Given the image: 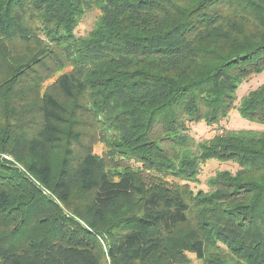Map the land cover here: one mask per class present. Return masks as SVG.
Returning a JSON list of instances; mask_svg holds the SVG:
<instances>
[{
  "label": "trees",
  "instance_id": "obj_1",
  "mask_svg": "<svg viewBox=\"0 0 264 264\" xmlns=\"http://www.w3.org/2000/svg\"><path fill=\"white\" fill-rule=\"evenodd\" d=\"M263 71L264 0H0V264H264V128L187 126Z\"/></svg>",
  "mask_w": 264,
  "mask_h": 264
},
{
  "label": "rangeland",
  "instance_id": "obj_2",
  "mask_svg": "<svg viewBox=\"0 0 264 264\" xmlns=\"http://www.w3.org/2000/svg\"><path fill=\"white\" fill-rule=\"evenodd\" d=\"M99 17V10L95 7L87 10L81 17L76 29L75 34L77 36H82L90 31L95 22ZM264 83V71L259 75H253L245 79L238 87L236 91V100L238 101L242 96L247 94L250 90L255 89L260 84ZM236 101V104H237ZM188 133L193 138L194 144L192 146L195 149L198 143L208 140L214 134L219 133L224 129H254L261 130L264 127L255 123L241 118L235 109H232L228 114L227 118L221 120L218 125L207 126L203 122L200 123H188ZM93 151L95 153L101 154L104 151V145L100 142H95L93 146ZM237 164L229 161H218L216 159H210L205 162H201L199 165V174L197 175V180L190 182V187L195 192L197 190L206 191L209 189L208 180L210 177L214 176L217 172L228 171L234 173L237 170ZM80 196V193H79ZM73 202H77V197H74ZM190 262L187 264H201L194 254L188 255Z\"/></svg>",
  "mask_w": 264,
  "mask_h": 264
}]
</instances>
